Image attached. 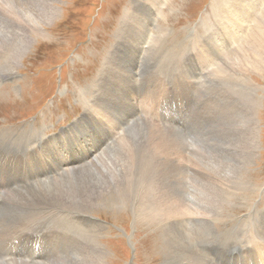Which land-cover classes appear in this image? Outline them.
Listing matches in <instances>:
<instances>
[{"label":"rangeland","instance_id":"obj_1","mask_svg":"<svg viewBox=\"0 0 264 264\" xmlns=\"http://www.w3.org/2000/svg\"><path fill=\"white\" fill-rule=\"evenodd\" d=\"M8 1L4 8H0V48L14 49L20 42L16 38L17 24L13 23L29 24L39 16L46 4L52 2L21 0L28 3L23 6L18 0ZM14 1L20 2L19 7L23 9L15 10ZM145 1L59 0L54 3L59 8L54 21L43 25V35L32 36L28 52L15 69L6 68V58L0 55V144H13L0 145V148L18 150L31 164L45 170L52 169L35 182L32 189L7 194V199L14 200L18 206L15 213L7 199L0 206V256L11 257V261L1 264H93L96 261L100 264H215L203 252L209 247L199 250V242H212L225 248L236 244L245 246L246 236L251 232L264 239V64H261L262 68L249 67L248 58L241 48H237L236 53L224 55L229 65L234 64L228 67L235 72L232 77L229 71L222 70V76L218 78L217 71L211 67L209 76L202 80L201 86L200 74L209 70L204 68L201 57L207 51L208 41L215 42L212 31L217 29L214 26V0H168L163 7V17L152 15V19L158 20L148 27V31L153 32L155 38L149 42L143 55L146 68L140 71L142 77L156 78V82L165 85L168 92L162 93L157 104L149 102L144 114L135 119L138 97L135 85L111 82L107 76L102 86L99 71L104 67L106 58L120 48L117 32L125 14L135 15L140 20L147 18L146 14L139 13L144 8L141 3ZM149 4L153 6L152 9L147 7L148 10H155V3L150 1ZM124 31L139 34L133 21L124 27ZM196 33L201 38L193 43L192 36ZM200 42L205 45L204 50L200 48ZM121 44L128 47L127 41H121ZM132 55L138 58V54ZM249 82L252 86H249ZM105 89L108 90L107 95H103ZM194 102L200 113L193 125L183 129L185 132L175 126L168 130L160 128L162 121L169 120L168 115ZM89 104L91 111L84 119ZM156 106L164 111L156 110ZM130 107H134L135 112L130 113ZM115 108L123 112L118 126L109 113ZM153 112L157 113L154 119L148 116ZM130 119H134L132 124L129 123ZM105 121L117 131L123 125L130 124L125 127L127 130L123 129L120 137L110 141L109 148L103 151L105 157L103 154L100 156L112 162L126 179V184L118 188L107 189L105 181L109 180V175L106 173H103V179L95 183L85 178V168L90 169V163L100 158L92 151L101 150L109 140ZM251 124L258 126V146L253 157L247 159L245 136ZM67 129H70L67 135L69 152L58 155L59 150L54 146H61L63 141L60 138ZM38 132L60 139L58 143L46 144V151L50 147L47 152L51 156V163L28 149L26 140L22 141ZM97 134L100 135L99 140ZM152 138L155 141L156 160L150 154ZM164 138L173 142L176 140L177 149L160 142ZM168 150L180 152L181 156H169ZM144 151H148L146 157ZM237 155H240V159ZM92 156L95 159L91 160ZM85 160L91 161L85 165ZM63 162H68V168L72 170H85L73 185L68 184L70 177H64L63 171H60L63 172L61 177L46 180L55 173L53 170L59 171L60 166L64 167ZM171 162H180L184 166L180 164L183 168H176L169 165ZM206 170L213 172L212 176L216 177L212 178L214 183L219 182L221 177H227L232 181L237 179L244 182L246 187L236 185L232 194L223 199L224 202L220 196L209 193L208 200L214 197L216 206L223 207L220 212L190 216L187 200L190 202L192 195H195L194 200L202 196L204 189L201 186L207 180L202 175ZM120 172L116 173V177L120 176ZM0 173L9 174V171L0 168ZM100 186L103 191L92 192ZM56 187L64 188L66 192L59 193ZM88 188L92 190L86 193ZM149 188L159 192L166 188L165 197L170 200L173 209L181 208L179 213L182 216L178 213L173 224H168L164 218L160 222H153L151 215L155 211L152 209L149 217V212H144L141 207L142 194ZM207 188L213 189L210 184ZM32 204L43 208L40 214L45 213L46 217L41 221L57 212L59 224L66 226L72 235V243L60 249L56 247L53 252L30 263L29 260L17 258L24 256L20 249L26 241L36 239L34 233L26 236L16 229V222L23 223L22 220L16 221V218L28 216L32 222L27 208ZM141 212L143 214L139 215ZM260 244L257 243L256 250ZM257 255L264 264V256L260 253Z\"/></svg>","mask_w":264,"mask_h":264},{"label":"bare ground","instance_id":"obj_2","mask_svg":"<svg viewBox=\"0 0 264 264\" xmlns=\"http://www.w3.org/2000/svg\"><path fill=\"white\" fill-rule=\"evenodd\" d=\"M6 1H8V0H0V8H4V4L6 3ZM18 1H20L23 6H24V4H28L27 1H21V0H18ZM18 1L13 2V6H14L15 10H17L18 8L23 9V8L19 7L21 4ZM57 1H59V0H51V2H52L51 4H46L44 6V8L42 9V11L40 12L39 16L35 17V19L33 21H30L29 24L19 23V22L13 23V25L17 24L18 33L16 34L17 35L16 38L18 39V42H20V44L17 45V47L14 49H11L10 47L0 48V50L2 51V53H0L1 57L6 58V60H5V67L6 68L15 69V66H17L18 62L28 52L29 45L31 43L30 40L32 39V36L33 37L34 36L39 37V36L43 35V32H44L43 31V25L47 24L50 21H54L53 19L57 16L58 11H59V8L54 5V3ZM150 1L152 3H155L154 4L155 10H148L149 8H147V7H150L152 9V6H153V5L151 6L149 4ZM150 1L146 0L145 2L141 3L142 7L146 8L147 10L146 9L144 10V8L139 10V13L140 14H146L148 19L146 18L145 20H140V19L136 18L135 15L130 16L128 13L125 14V16L123 17L122 22H121L122 23L121 27L117 32V37H118L119 42H120V44H119L120 48L118 47L119 48V49L117 48L118 50H116L114 53H111V55L106 58L105 63H104V67H102V70L99 71L101 73V76L100 75L99 76H100V78H102L101 79V85L102 84L104 85V83L107 80V76L110 77V79L112 80L111 82L116 81V82H118L120 84H124L126 86L135 85V87L137 89L136 93H138V97L136 99L137 100V111L136 112L134 111V107L129 108L130 113L135 112V115H134L135 119L139 118L142 114H144V111L147 110L146 105L149 102H153L154 104H157L158 100H160L162 97V93L165 92L167 94V92H168V90H166L167 87L165 85H163L161 82L160 83L156 82V80H157L156 78L155 79H153L152 77L145 78V75H144V77H142V75H140V71L142 69L146 68V66L143 62L144 56H145L144 53L147 52L149 42H151L155 38L154 34H152L153 32L149 33V31H148V27H152L153 23L157 19V18L152 19V15H154L155 17H158V18L163 17L164 16L163 15V7L166 6V4L168 2V0H150ZM8 8H6V9H8ZM14 8H12V9L14 10ZM27 13H29V12H27ZM213 13H214V16L216 18V23H215L216 25L214 24V26H216V28H217L215 32L212 31L215 42L208 41V43L206 45L207 51L201 57V60L204 64V68H206V69H209V68L211 69V67L215 68V70L217 71V72L215 71L216 76L218 78L222 76L223 71H229L231 73V77H232V74L235 72L231 69V67L230 68H228V67L231 65H234V64L229 65L228 64L229 61L224 58V57H226L224 55H225V53H227V54L236 53L235 50L237 48L238 49L241 48V52L248 58L246 61H247L249 67H253V68L261 67L262 68L263 66L261 64L262 63L264 64V0H214ZM34 14H36V13H34ZM1 18H2V16H1ZM131 21L134 22L135 29L137 30V32H139V34L129 33V31H124V27ZM0 25H1V20H0ZM4 26H6V25H4ZM214 26H213V28H214ZM129 28H131V27H129ZM156 28H157V25H156ZM12 30H13V28H12ZM163 32H167V31H163ZM7 33H9V32H7ZM165 37H166V35H165ZM200 38H201L200 35L197 33L195 35H193L192 36L193 43H196L197 41H199ZM121 41H127L128 47L122 46ZM199 45H200V48L202 50L205 49V45L202 42H200ZM225 47H226V49H224ZM132 53L138 54V58H135L134 55L131 56ZM114 54L117 55L116 60H114L115 56H116ZM189 55H190V53H189ZM231 60H232V57H231ZM231 60H230V62H231ZM242 64H245V63H242ZM249 67H247V69H249ZM210 69L208 71L202 72L200 74V84H201L203 79L207 78V75L209 76ZM226 69H228V70H226ZM238 69H240V68L238 67ZM193 76H195V74H193ZM245 76H246V74H245ZM217 77H215V78L218 79ZM224 84H225V82H224ZM248 84H249V86H252L250 84V82ZM201 86H202V84H201ZM230 86H232V85H230ZM240 86L242 87L243 85H240ZM248 87H247V89H248ZM107 94H108V90L105 89L103 95H107ZM92 103L96 104L95 101H92ZM148 106H152V104H149ZM157 109L160 110L162 108L160 106H156V110ZM188 109H190V110H188ZM200 110H201V108H200ZM90 111H91V105L89 104L86 114L83 113V114H85L84 119L88 118ZM162 111H164V110L162 109ZM197 111H199V109H198V107L196 108L195 102L193 104H190V105L187 104L179 112L177 111L174 114L171 113L170 115H168L169 120L162 121L163 124L160 128L168 130V129H170V127L175 126L176 129L178 128V130H181V129L183 130L185 127L193 125V123L195 122V120L198 116V113H200ZM109 113L115 119V122L118 126L119 120H120L121 116L123 115V112H120L115 108L114 111L110 110ZM156 114L153 112V113L148 114V116L150 118L154 119L156 117ZM123 117L128 121L126 116H123ZM143 118H145V117H143ZM133 121H134V119H130L129 123L132 124ZM150 121H151V119H150ZM105 122L107 125V131L109 132V135H108L109 140L107 141L108 144L106 143L105 145H103L101 150H98V151L93 150L92 151L93 154L95 153V156L98 155L99 157L101 156V154H103V151L105 149L109 148L110 143L114 139L121 136L123 129L125 127L130 126V124H125L120 128V130L117 131L114 129V127L111 124H109L107 121H105ZM80 124L81 123H79L77 125H80ZM73 127L75 128V131H76L77 127L75 125ZM257 127L255 126V124H251L247 128V134L245 136V145L247 147V149L246 148L245 149L248 151V156L246 157L247 159L253 157V152H256L255 150L257 149V146H258L257 136H259V135L256 136V132H258L256 130ZM70 129L69 130L67 129V131L63 132L62 137L60 138L61 142L63 141L61 143V146L60 147L54 146L55 148H57L59 150L57 152L58 155H61L62 153L68 154V152H69L70 145H69V138L67 137V135L69 134ZM154 133H155V131H154ZM189 133L190 132H188V134ZM223 133H225V132H223ZM133 134H135V133H133ZM71 136H73V135H71ZM96 137L99 140L100 135L97 134ZM21 139L22 138H20V140ZM60 139H57V138L55 139L54 136H47L44 134H40L38 132V133H33V134L29 135L28 137L23 138L22 141L26 140L27 143L25 145L28 146V149L39 153L48 163H51V160H50L51 156L47 152V151H50V147H48L47 151H46V144L52 143V142L58 143L60 141ZM188 139H190V138H188ZM217 139L218 138H216L215 140H217ZM135 140H136V138H135ZM83 141H84V139H83ZM104 141H106V140H104ZM221 141H222V139H221ZM233 141H235V140H233ZM17 142H15L14 144H16ZM160 142L164 143L167 147H173L174 146L173 149H175V148L177 149L176 140L173 142V140H171L169 138H164ZM214 142H216V141H214ZM150 143H151L150 144V152H151L150 154H152L151 157L155 159V152H154V146H153V144H155V141L153 140V138L151 139ZM84 144H86V142H84ZM88 144H89V142H88ZM0 145H13V144H4L3 143ZM235 145H236V143H235ZM89 146H91V145L89 144ZM135 146H137V145H135ZM142 147H144V146H142ZM200 149L201 148H199V150ZM146 152L148 154V151H146ZM146 152L144 154V157H146ZM168 153H169V156H172L173 154L181 156L180 152H172V151L168 150ZM95 156H92L91 160L95 159ZM237 156L240 159V155H237ZM103 157H105V154H103ZM65 158H67V155L65 156ZM132 159H133V157H132ZM225 159H229V158L226 157ZM70 160H71V162L73 161V159H70ZM91 160H85L84 164L88 165ZM125 160H127V159H125ZM180 164H181V166H184V164L180 163V162H177V164L174 162H171L169 165H171V166L175 165L176 168H183L180 166ZM63 165H64V167L63 166L59 167V171L56 169L53 170L55 173L46 177V180L47 179H53V178H59L63 175V172H64V177H70V179L68 180V184L73 185L75 181L80 180L81 173L86 170L87 176H85V178L88 182H92V183H95L99 179L100 180L103 179V173L108 174L109 180L107 179L105 181V185H106L107 189H110L111 187L118 188V187L124 186L126 184V179L124 178L123 174L116 168V166L112 162L103 160L101 157L97 158L95 161L90 163V165H91L90 169L85 168V170H81V169L80 170H77V169L72 170V169L68 168V165H69L68 162H63ZM195 167H197V166H194V168ZM215 167H217V166H215ZM0 168H6L9 171V174L8 173H0V176L2 177V178H0V206L3 205L4 199H7V194L13 193L14 191L21 190V189H27V190L32 189L35 182H38L44 174H46L48 171L52 170L51 168L45 170L44 168L33 165L30 162H28L27 157L23 153L20 154L18 152V150H9L6 147L0 148ZM232 168H234V167H232ZM60 171H63V172H60ZM190 171H191V169H190ZM118 172H120V176L116 177V173H118ZM212 174H213V172L210 173L209 170L208 171L206 170L203 172L202 176H203L204 180H206V179L207 180H206V183L204 182L203 179L201 180L204 182V184L201 186L204 189L203 194H201L202 196H197V197H195V200H194L195 195L194 196L192 195L191 201L189 202L187 200L186 207H188L190 209V211H188V214L190 216H194V215L203 216L205 214L220 212V210H221L220 208H223V207L219 208V205L216 206L217 205L215 203L216 199L214 200L213 199L214 197L210 198L208 200L209 193H210V195H213V196L218 195V196H220V199L223 200L225 198L227 199V197L232 194L231 191L236 187V185L239 186L240 188L244 187V186L246 187V185H244V182H239V181H237V179H234L233 181H235V182H233L230 178H227V177H221V180L219 182L214 183L212 181V178H216V177H213ZM229 174H230V172L227 171V175H229ZM22 181H24V182H22ZM209 184L212 185L213 189L207 188ZM150 187L154 188L152 186H150ZM56 188H57V191L59 193H65L66 192V189H64V188H60V187H56ZM151 188H149V190L148 189L144 190V193L142 194L143 196L141 197V202H142L141 207H143L144 212H149V214H147V216L150 217V214H151L150 211H152V209H153V211H155V213L153 215H151V219L153 222H160V220H162V218H164L165 221L166 220L168 221V224H173V222L177 220L178 213L181 212V208L180 207H176V209L172 208L170 200L165 197L166 188H163L162 192H159L156 190L151 191L150 190ZM155 188H157V186ZM91 190H92V188H88L86 193H88L89 191L91 192ZM96 190L103 191L102 186L96 187V189H94V191H92V192L94 193V192H96ZM7 201L9 202V204L11 205V207L15 213L18 210V206H16L14 200H12V199H7ZM218 201H220V200H218ZM81 202H82V200H81ZM223 202H224V200H223ZM188 203H190L191 205L189 206ZM27 208L29 209L28 215L33 218V221L31 222L30 217H28V216L20 215V217L16 218V221L22 220L23 223L19 224L18 222H16V229L18 231H20L21 233L25 234L26 236L31 234V233H34V238L36 240L35 241H26V243L20 249V252L22 254H24V256H18V258H17L18 260L26 259V260H29L30 263H32L33 261L41 259L42 256H45V255L49 254L50 252H53L56 247L57 248L59 247L58 249H60L62 246L69 245L72 243V241L70 240V239H72V235H71L70 231L66 228V226L59 224L60 219L58 218L57 212L51 214L50 218H48L47 220L41 221L42 219H44L46 217L45 213L40 214V212H41V210H43V208L36 207L35 204L29 205V206H27ZM134 208H136V207H134ZM136 213H137V211H136ZM142 214H143V212H141V214L139 213V215H142ZM179 214L181 215V213H179ZM86 219L88 220V218H86ZM194 220L195 219L193 217L192 221H194ZM97 222H95V223H97ZM162 223H165V222H162ZM51 234L53 235V237H51ZM236 234H238L237 231H236ZM76 237H77V235H76ZM241 237H242V235H241ZM60 242H62V243H60ZM239 242H241V241H239ZM258 242H260L262 244H260L257 248L258 250H256V246H257ZM199 243H198L199 244V250H202L206 246H208L211 249V251L207 252V250L209 249V248H207L203 252L206 253L210 257L211 261L214 262L215 264H253V262H256V264H262V262L258 259L257 253H260L261 256H264V239L259 234L255 233V232H251L246 236V239L244 241L245 246H241L239 244H236V245H231L230 248H225L222 246L219 247L215 243H212V242L205 243V242L201 241ZM9 261H11V257H4L2 255L0 256V264L6 263ZM93 264H100V262L96 261Z\"/></svg>","mask_w":264,"mask_h":264}]
</instances>
